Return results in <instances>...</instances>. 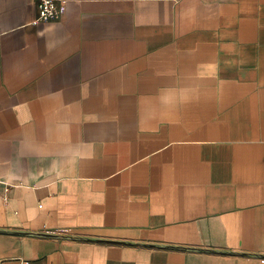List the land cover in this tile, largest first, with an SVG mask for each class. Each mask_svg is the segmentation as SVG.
Instances as JSON below:
<instances>
[{"label": "crops", "instance_id": "1", "mask_svg": "<svg viewBox=\"0 0 264 264\" xmlns=\"http://www.w3.org/2000/svg\"><path fill=\"white\" fill-rule=\"evenodd\" d=\"M36 1L0 0V229L59 236L0 264H264V0Z\"/></svg>", "mask_w": 264, "mask_h": 264}, {"label": "built area", "instance_id": "2", "mask_svg": "<svg viewBox=\"0 0 264 264\" xmlns=\"http://www.w3.org/2000/svg\"><path fill=\"white\" fill-rule=\"evenodd\" d=\"M37 17L35 22H47L56 20L61 13V0H37ZM18 264H29L26 259H19Z\"/></svg>", "mask_w": 264, "mask_h": 264}, {"label": "water", "instance_id": "3", "mask_svg": "<svg viewBox=\"0 0 264 264\" xmlns=\"http://www.w3.org/2000/svg\"><path fill=\"white\" fill-rule=\"evenodd\" d=\"M0 233H9V234H18V235H39V236H59L58 234H51V233H42V232H26V231H17V230H4L0 229ZM78 238V237H77ZM95 241H103V242H120V243H129V244H141V245H148V246H161L157 244H142V243H134V242H127V241H118V240H106V239H96ZM169 247V246H164ZM194 250L199 251H210V252H218V253H224V254H237L235 252H227V251H214L204 248H192ZM241 255L249 256L247 253H242Z\"/></svg>", "mask_w": 264, "mask_h": 264}]
</instances>
